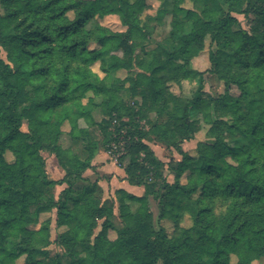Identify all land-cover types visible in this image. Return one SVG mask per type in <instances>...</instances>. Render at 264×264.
Segmentation results:
<instances>
[{"label":"trees","instance_id":"trees-1","mask_svg":"<svg viewBox=\"0 0 264 264\" xmlns=\"http://www.w3.org/2000/svg\"><path fill=\"white\" fill-rule=\"evenodd\" d=\"M158 1L173 6L169 47L150 42L155 18L145 14L147 0H0V264L20 256L23 264H45L38 255L48 257L52 242L62 253L50 264L264 260V0H189L192 8ZM107 15L125 29L102 24ZM207 39L209 67L198 70L192 60ZM205 74L223 91L207 93ZM183 80L196 83L190 97L170 90ZM65 123L78 146L60 144ZM204 126L206 140L191 155L182 143ZM122 128L118 164L143 192L117 189L104 198L84 173ZM150 136L181 157L167 164L172 181L145 141ZM44 151L64 170L61 178H49ZM53 210L61 229L54 240L51 218L39 221ZM185 216L189 226L181 225Z\"/></svg>","mask_w":264,"mask_h":264},{"label":"rangeland","instance_id":"rangeland-1","mask_svg":"<svg viewBox=\"0 0 264 264\" xmlns=\"http://www.w3.org/2000/svg\"><path fill=\"white\" fill-rule=\"evenodd\" d=\"M147 4L149 5V8L146 9L145 14H149L155 18L153 21L150 22V25L152 27V34L150 37V42L153 45L157 44V42H158V43H162L163 45H166L167 47H169L170 41L168 40V34H169L170 29H171L172 9H173L172 2L169 1L166 3H162L158 0H147ZM182 7L192 8V3L189 0H185V2L182 4ZM67 15L70 19L73 18V13L71 11L68 12ZM180 16H181V14H180ZM236 17L238 18V20L241 22V24L244 27H246V28L248 27V25L246 24V20L244 19L243 15L238 14V15H236ZM101 22H102V24L110 27L113 30H124L125 29V27L121 25V23H120V21L116 15H107V16L103 17V19H101ZM208 42L209 41L207 39L204 50L199 55L194 57L192 60L193 67L198 69V70H204V69L209 67V61H208V56H207ZM137 52H139V50H137ZM119 54H121V53L119 52ZM1 56L3 58H6V54L3 50L1 51ZM92 69L94 71H96L100 76H102V73L99 71V68H98V62H96L92 65ZM118 75L121 77L124 76L125 71H119ZM195 88H196L195 82H189L186 80H183L179 84L175 83V84H172L170 86V90L174 94L180 95L182 97H190L193 94ZM223 88H224L223 84L218 82L214 78V76L209 75V74H205V76H204V89L207 91V93L216 94V93L222 92ZM232 93H234V94L237 93V89L235 87L232 88ZM149 117H150V115H149ZM95 118L98 120L101 118V113L98 110L95 111ZM25 128L26 127L24 125L23 129H25ZM205 129H206V126H204L202 129L196 131L191 139L186 140L182 143V148L184 150L188 151L191 155H196L197 144L201 141L206 140ZM62 130H63V134L61 135V138H60V144L63 147H67L69 145L78 146L80 144V143H73L72 144V141L70 140L69 136L67 135V131L69 130L68 124L65 123L62 127ZM114 136H115V134L113 135V137ZM145 141L149 145V147L153 150L154 154L160 160L164 161V163H165V166H163L164 174L166 175L168 180L172 181L173 173L172 172L170 173L169 169L167 168V164H169L168 163L169 160H171L173 158L174 159H180L181 158L180 155L174 150V148L167 147L164 143L157 141L154 137L150 136ZM110 146H111V144H110ZM101 151L106 153L109 161L111 160L113 163L116 164V166L120 170L123 171V169L118 164V157L121 155L120 149H113L111 147L107 150H101ZM43 156L45 157L46 170H47L49 178H53V179H56L59 177L61 178L64 174V170H62L61 167L58 165L55 156L53 154L48 153L47 151L43 152ZM5 158H6V160L11 161L13 158L11 152L6 151L5 152ZM87 171H85V173H87ZM94 175L95 174L91 173L89 177L94 178ZM180 180L182 182L185 181L184 175L181 176ZM63 187H64V184L55 186V196L56 197H57L59 191ZM103 197L104 198H115V192H114V196H112V195H110V193L108 194L103 190ZM150 207H151V210H152L154 216H156L158 213V208H157V203L155 200H153V199L150 200ZM48 217L51 218V222H52L51 239L54 240L56 238L58 232L61 230L60 228L55 227V223H54L55 210H53L50 213L41 214L39 221H42ZM112 221L114 223L115 229L120 230L123 228V225L121 224V222L117 216V209L114 210V216L112 217ZM161 223L167 229L168 232H171L172 225H173V222L171 220L166 219V220H163ZM190 224H191V219L188 216H185L181 222V225L189 226ZM30 227L38 228V224H34ZM99 229H100V222L94 231L97 233L99 231ZM115 229H110L108 231L109 236L111 238L116 236ZM48 251H49L48 257L44 258L43 256L38 255L39 258L45 262V264H50V259H51V257L54 256V254L62 253L59 246H57L54 242L51 243ZM231 258H232V260H235L234 256H232ZM23 262H24V256H20L19 258H17L15 260V264H23ZM253 264H264V260L262 259L259 261H254Z\"/></svg>","mask_w":264,"mask_h":264},{"label":"crops","instance_id":"crops-1","mask_svg":"<svg viewBox=\"0 0 264 264\" xmlns=\"http://www.w3.org/2000/svg\"><path fill=\"white\" fill-rule=\"evenodd\" d=\"M87 170H86L87 173H85L84 175L89 177L91 173L95 174L94 178H90V177L89 178L92 180L97 179L98 184L102 187V189L106 193L108 194L110 193V195L112 196H114V192L117 189H123L137 196L141 195L143 192L142 186L129 184L125 179L124 172L120 170L116 166V164L113 163L111 160L109 161L106 153L102 151L96 154V156L92 160V167ZM109 238L111 237L109 236Z\"/></svg>","mask_w":264,"mask_h":264},{"label":"built area","instance_id":"built-area-1","mask_svg":"<svg viewBox=\"0 0 264 264\" xmlns=\"http://www.w3.org/2000/svg\"><path fill=\"white\" fill-rule=\"evenodd\" d=\"M127 120V118H124V121H126ZM112 127H111V130L113 131L114 130V125L115 124H117V122H116V120H113L112 121ZM115 131V130H114ZM120 133H121V135L119 136V138H118V142H115V141H113L112 143H111V146H110V148L112 147L113 149H120V153L122 154V153H124L125 152V150H124V140H123V135L126 133V129L125 128H122V129H120V131H119ZM115 134V133H114ZM116 136V135H115Z\"/></svg>","mask_w":264,"mask_h":264}]
</instances>
